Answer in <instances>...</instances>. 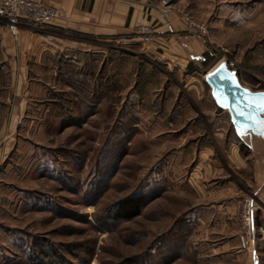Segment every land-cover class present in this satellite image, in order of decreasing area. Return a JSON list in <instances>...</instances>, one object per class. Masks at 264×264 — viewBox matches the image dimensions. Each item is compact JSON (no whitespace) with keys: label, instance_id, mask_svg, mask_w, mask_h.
<instances>
[{"label":"rangeland","instance_id":"obj_1","mask_svg":"<svg viewBox=\"0 0 264 264\" xmlns=\"http://www.w3.org/2000/svg\"><path fill=\"white\" fill-rule=\"evenodd\" d=\"M134 1L148 7L136 3L127 28H50L34 37L58 40L40 48H15L0 18V264H264V205L240 185L229 220L213 222L207 190L185 182L194 163L182 167L185 154L215 146L209 119L228 123L225 109L209 116L206 72L225 62L244 87L264 91V0ZM159 13L205 48L207 64L171 60ZM186 18L205 29L203 43ZM137 196L140 215L115 221L119 202Z\"/></svg>","mask_w":264,"mask_h":264},{"label":"crops","instance_id":"obj_2","mask_svg":"<svg viewBox=\"0 0 264 264\" xmlns=\"http://www.w3.org/2000/svg\"><path fill=\"white\" fill-rule=\"evenodd\" d=\"M33 1L60 12V18L56 21L54 29L91 36L102 35L103 29L105 34H114V31L127 28L133 21L135 4L137 3L136 6L141 8L148 7L134 0ZM118 8L121 9L122 15L115 17L114 12ZM160 16L176 45L174 52L177 56L171 54V60H180L181 65L184 64L183 67L191 66L188 63L192 62L191 60L204 61L205 48L193 43L190 38L178 34V27L176 28V24L174 25L169 17L162 14ZM9 34L14 41V47L19 50L30 45V41L34 43L32 46L40 48L46 40H58L57 36L54 38V35L34 37L36 35L33 32L26 30L18 31L16 36L10 32ZM184 58L187 61L183 63ZM223 115L221 108L214 107L209 116L218 118ZM222 119V123L219 121V124L213 123L217 119L208 120L214 126L213 136L216 141L214 147L206 146L202 150L196 149L195 156L194 153L185 154V150L179 153L185 154L182 158V167L187 168L189 163H194L189 178L186 177L185 182L193 191L200 192L202 195L203 190H207L208 204L202 210L208 212L209 219L213 222L217 219L229 220L235 209L233 200L238 194L240 185L250 189L251 195L264 205V138L254 134L239 136L231 125L230 116L228 123Z\"/></svg>","mask_w":264,"mask_h":264},{"label":"water","instance_id":"obj_3","mask_svg":"<svg viewBox=\"0 0 264 264\" xmlns=\"http://www.w3.org/2000/svg\"><path fill=\"white\" fill-rule=\"evenodd\" d=\"M217 107L225 109L239 136L258 135L264 138V91H251L244 87L236 72L225 62L204 74Z\"/></svg>","mask_w":264,"mask_h":264},{"label":"built area","instance_id":"obj_4","mask_svg":"<svg viewBox=\"0 0 264 264\" xmlns=\"http://www.w3.org/2000/svg\"><path fill=\"white\" fill-rule=\"evenodd\" d=\"M0 18L3 19L13 36H16L20 30L46 33L45 31L48 29L55 28V23L60 18V12L33 0H0ZM185 21L188 32L203 43L205 29L192 19L186 18ZM155 35L148 26L140 28V39L143 43H151ZM242 209L240 221L246 234L249 235L254 232V212L256 210L251 197L244 199Z\"/></svg>","mask_w":264,"mask_h":264},{"label":"trees","instance_id":"obj_5","mask_svg":"<svg viewBox=\"0 0 264 264\" xmlns=\"http://www.w3.org/2000/svg\"><path fill=\"white\" fill-rule=\"evenodd\" d=\"M205 60L202 64H207L209 61L205 54ZM146 204V199L141 196L129 197L121 200L114 211L115 221H129L139 216L142 208Z\"/></svg>","mask_w":264,"mask_h":264},{"label":"bare ground","instance_id":"obj_6","mask_svg":"<svg viewBox=\"0 0 264 264\" xmlns=\"http://www.w3.org/2000/svg\"><path fill=\"white\" fill-rule=\"evenodd\" d=\"M228 67V66H227Z\"/></svg>","mask_w":264,"mask_h":264}]
</instances>
